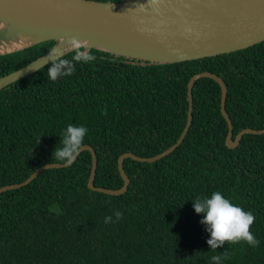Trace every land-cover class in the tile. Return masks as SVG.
I'll return each instance as SVG.
<instances>
[{
    "label": "trees",
    "instance_id": "trees-1",
    "mask_svg": "<svg viewBox=\"0 0 264 264\" xmlns=\"http://www.w3.org/2000/svg\"><path fill=\"white\" fill-rule=\"evenodd\" d=\"M113 1L120 0H95ZM56 41L0 56V77L52 49ZM78 49L62 59L74 71L48 78V64L0 90V188L22 183L53 157L62 130L84 125L83 145L97 152L95 185L120 189L119 158L153 157L174 145L188 118V84L209 71L227 85L233 135L264 129V41L244 50L180 63H151L98 49L89 62ZM218 82L193 88V121L183 143L155 162L127 158L125 193L108 195L88 183L93 159L83 151L64 168L41 172L29 185L0 193V264H264V134H246L235 149L221 112ZM222 192L255 216L259 240L225 242L216 250L192 200ZM119 210L122 217L113 215ZM112 216L114 222L105 223Z\"/></svg>",
    "mask_w": 264,
    "mask_h": 264
},
{
    "label": "water",
    "instance_id": "water-1",
    "mask_svg": "<svg viewBox=\"0 0 264 264\" xmlns=\"http://www.w3.org/2000/svg\"><path fill=\"white\" fill-rule=\"evenodd\" d=\"M98 49L116 56L151 63H180L229 54L264 41V0H0V56L26 50L44 42L56 41L51 50L27 66L0 77V90L31 75L53 62V57L78 50ZM219 83L222 90L221 112L229 132L226 145L235 149L246 134L263 135L264 129L247 128L234 138L233 125L226 111L228 88L218 75L205 71L195 74L188 84L189 110L186 126L169 149L153 157L125 153L119 158L124 179L120 189L97 187L94 183L98 156L90 145L93 167L89 179L92 190L108 195L125 193L130 179L125 172L127 158L155 162L173 153L184 141L193 121V88L201 78ZM68 167L49 163L38 168L22 183L0 188V193L29 185L44 170Z\"/></svg>",
    "mask_w": 264,
    "mask_h": 264
},
{
    "label": "clouds",
    "instance_id": "clouds-1",
    "mask_svg": "<svg viewBox=\"0 0 264 264\" xmlns=\"http://www.w3.org/2000/svg\"><path fill=\"white\" fill-rule=\"evenodd\" d=\"M71 46L79 49L80 44L75 39ZM53 62L48 67V78L56 80L57 77L70 75L74 71L73 64L62 58L53 57ZM76 61L89 62L95 59L87 51H78L73 57ZM88 129L84 125L68 124L60 136L59 147H55L53 157L62 161L63 165L70 166L78 152L82 149L84 139ZM192 206L197 214H202L200 223L205 226L209 234L206 243L211 250L223 246L225 242L245 241L249 246L255 247L259 240L250 231L254 224L255 216L251 211H245L242 207L231 202L222 192L213 191L210 196L197 197L192 200ZM113 215L119 220L122 213L119 210L114 211ZM104 222H114L112 216H105ZM228 258L225 252L210 257L211 264H223Z\"/></svg>",
    "mask_w": 264,
    "mask_h": 264
}]
</instances>
